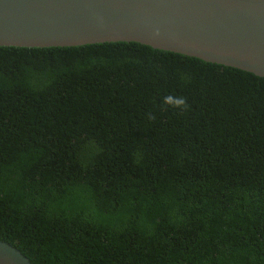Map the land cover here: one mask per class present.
Masks as SVG:
<instances>
[{"label": "trees", "instance_id": "1", "mask_svg": "<svg viewBox=\"0 0 264 264\" xmlns=\"http://www.w3.org/2000/svg\"><path fill=\"white\" fill-rule=\"evenodd\" d=\"M0 239L32 264H264V76L137 41L0 45Z\"/></svg>", "mask_w": 264, "mask_h": 264}, {"label": "water", "instance_id": "2", "mask_svg": "<svg viewBox=\"0 0 264 264\" xmlns=\"http://www.w3.org/2000/svg\"><path fill=\"white\" fill-rule=\"evenodd\" d=\"M137 41L264 76V0H0V45ZM0 264H32L0 239Z\"/></svg>", "mask_w": 264, "mask_h": 264}, {"label": "clouds", "instance_id": "3", "mask_svg": "<svg viewBox=\"0 0 264 264\" xmlns=\"http://www.w3.org/2000/svg\"><path fill=\"white\" fill-rule=\"evenodd\" d=\"M162 102L174 109H181L184 111L189 110L191 107V105L188 103L187 97L183 95L168 94L162 97Z\"/></svg>", "mask_w": 264, "mask_h": 264}]
</instances>
